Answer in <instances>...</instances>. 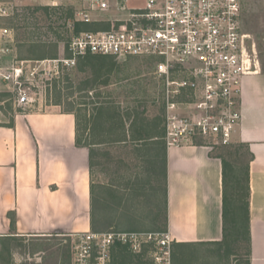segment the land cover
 <instances>
[{
    "label": "built area",
    "instance_id": "obj_1",
    "mask_svg": "<svg viewBox=\"0 0 264 264\" xmlns=\"http://www.w3.org/2000/svg\"><path fill=\"white\" fill-rule=\"evenodd\" d=\"M73 19L70 56L63 59H22L17 36L9 26L12 7L0 0V87L26 98L32 81L46 65H71L86 54L115 59H147L160 85L167 147L209 139L228 145L242 119V86L260 72L252 35L242 26V0H78ZM50 6H63L48 0ZM81 28L75 32L74 26ZM104 25H110L106 27ZM49 68V67H48ZM29 84V85H27ZM73 264H108L110 250L123 246L147 252L152 264H172V237L167 230H92L71 235Z\"/></svg>",
    "mask_w": 264,
    "mask_h": 264
},
{
    "label": "rangeland",
    "instance_id": "obj_2",
    "mask_svg": "<svg viewBox=\"0 0 264 264\" xmlns=\"http://www.w3.org/2000/svg\"><path fill=\"white\" fill-rule=\"evenodd\" d=\"M3 1L13 9L7 24L16 32L15 52L18 58L41 59L36 55L48 51L54 43L58 46L49 51L53 55L42 58L63 59L70 56L67 43L72 32L67 21L73 19L78 0H60L63 6L58 7L48 5V0ZM143 1L129 0L128 5L141 6ZM37 6L49 7L51 20L68 7L72 9V14L66 19H59L58 27L36 30L32 27L34 18L26 8ZM242 26L253 37L260 64L259 73H264V0H242ZM46 33L48 36L44 35ZM40 43H45V46ZM86 63L85 58L76 57L69 66L59 63L57 72L53 63L47 64L45 67L49 73L41 71L31 85L27 84L30 89L24 100L1 86L0 125L10 123L17 114L52 109L54 101L59 99L60 110L71 109L76 113L83 140L99 143L95 164L90 169L97 201L95 217L99 226L100 217H104L111 229L127 231L133 226L139 231H159L156 226L160 220L158 215L162 216L163 193L158 177L151 176L145 169L153 159V141L132 140L142 129L147 136L155 132L161 135L163 129L164 122L159 120L163 117L160 85L150 73L153 63L147 59L113 57L94 58L92 63ZM208 142L209 139L201 141L210 151H218L216 146L220 144H215L213 149ZM231 144L237 142L232 141ZM100 198L106 199L103 207H100ZM1 244L4 245V255L0 264H73L74 261L72 236L4 238ZM240 249L238 245L236 250ZM176 251L177 258L172 259V264L238 263V255L213 243L188 245ZM108 264L152 262L145 251L135 254L125 247L114 246L110 250Z\"/></svg>",
    "mask_w": 264,
    "mask_h": 264
},
{
    "label": "crops",
    "instance_id": "obj_3",
    "mask_svg": "<svg viewBox=\"0 0 264 264\" xmlns=\"http://www.w3.org/2000/svg\"><path fill=\"white\" fill-rule=\"evenodd\" d=\"M242 97V119L231 139L247 144L252 154L250 264H264V73L244 77ZM150 137L155 152L145 169L158 177V183L165 146L166 230L174 243L220 241V159L210 156L203 144L167 147L161 135ZM90 185L89 152L75 145L72 112L52 105V109L17 114L0 125V236L9 232L10 213L18 237H70L91 230Z\"/></svg>",
    "mask_w": 264,
    "mask_h": 264
},
{
    "label": "trees",
    "instance_id": "obj_4",
    "mask_svg": "<svg viewBox=\"0 0 264 264\" xmlns=\"http://www.w3.org/2000/svg\"><path fill=\"white\" fill-rule=\"evenodd\" d=\"M31 16L34 18V22L32 23L33 29H40L45 27L46 29H53L59 24L57 22L59 19H66L70 17L72 14L71 8H66L62 14L58 15L56 19H50V8L37 6V7H27L26 8ZM81 26L79 24H75L73 32L79 30ZM45 36L48 34H44ZM43 36V35H42ZM41 46H45V43H40ZM58 44L54 43L50 45L49 50H44L40 54L36 55L41 57L51 56L49 51L55 49ZM86 59L87 63H92L94 58H110L111 56H101V55H93L86 54L81 56ZM54 58V57H53ZM38 59V58H35ZM80 65V64H79ZM2 94V93H1ZM55 105H60L59 99L54 101ZM160 110L163 114L164 109L163 105H161ZM66 112H72L75 116V145L77 147H87L89 152V166H94L95 157L98 152L97 142H87L83 140V137L79 134L81 130L80 121L71 109H66ZM162 116V115H161ZM161 122H164V118L161 117L159 119ZM156 126V125H155ZM158 126V124H157ZM161 138L164 136V127H162ZM137 136L134 135L133 139L136 142H145L150 140V136H147L146 132L141 131L137 132ZM158 134V132L154 133ZM160 138V137H157ZM164 141V139H163ZM202 139L195 138L193 139L194 144H202ZM165 145V141H164ZM218 151H210V156L219 158L221 161V183H222V238L220 241L214 242L213 244L226 247L230 250L231 254L238 255L236 257V264H250V254H251V242H250V231H249V197H250V188H249V163L252 160V154L248 149L247 144L237 143V144H228V145H220L216 146ZM215 147L213 146V149ZM140 150V149H139ZM163 157L161 159V172H159V183L162 193H163V206L161 218L159 217V223L157 224V230H166L167 229V212H166V185L162 182V171L166 168L165 164V146L162 147ZM100 164H103L100 162ZM114 186V185H112ZM114 188V187H112ZM112 191L114 189H111ZM106 199L100 198V207L104 206ZM97 206V201L93 194L92 184L90 185V228L92 231L100 232L111 229L110 223L106 218L100 217V226L95 217V209ZM10 229L8 234L4 236H0V241L7 239H16L15 235V218L14 214L10 213ZM118 230V229H116ZM136 230L133 226L128 227L127 231ZM240 245V251L236 250V247ZM3 244L0 245V261L2 260L3 254ZM119 246V245H118ZM186 244L181 243H173L172 245V259H176L177 257V249H181ZM123 247V246H121ZM124 248V247H123ZM176 248V250H175Z\"/></svg>",
    "mask_w": 264,
    "mask_h": 264
}]
</instances>
